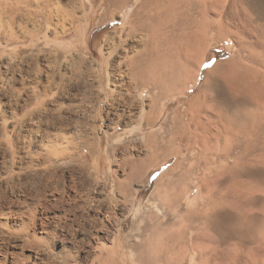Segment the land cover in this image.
Returning <instances> with one entry per match:
<instances>
[{"label": "rangeland", "instance_id": "obj_1", "mask_svg": "<svg viewBox=\"0 0 264 264\" xmlns=\"http://www.w3.org/2000/svg\"><path fill=\"white\" fill-rule=\"evenodd\" d=\"M230 1L223 0L219 14H209L219 24H212L205 36L191 33L161 48L164 56L157 73L172 71L167 59L172 53L190 73L182 84L166 78L157 84L113 82L118 66L127 72L124 64L117 65L126 46L110 53L106 38L114 36L130 6L103 18L104 6L97 0L84 33L75 27L57 38L53 28L46 30L38 17L28 15L32 18L23 19L26 27H13L11 39L0 36V264L199 263L191 251L170 253L173 257L165 260L158 230L167 227L170 238L183 241L180 216L195 207L200 189H206L201 184L211 186L213 176H204L209 179L205 182L203 167L214 168L216 157L185 174L178 206L167 185L176 183L198 146L187 148L186 137L181 153L159 157L150 165L142 166L140 160L146 154V136L159 128L167 134L171 123L162 121L186 111L198 95L209 109L201 119L205 123L199 141L210 145L219 137L221 143L223 110L210 106L216 103V93L224 101L232 99L224 84H213L214 77L234 60L257 66L264 74V0ZM254 2L256 7L259 3L257 9ZM216 64L219 70L212 69ZM161 89L165 93L159 97ZM153 98L151 115L156 119L161 111L163 118L147 126L140 116ZM107 102L114 115L107 113ZM260 141L264 145V128ZM178 160L173 173L158 184ZM133 166H139L138 171L124 184ZM262 167L256 164L253 169ZM253 185L244 195L253 201L245 217L264 236V177H255ZM215 246L219 252L210 264H264V242L262 250L255 244L237 250L238 263L229 259L231 252L221 251L223 245Z\"/></svg>", "mask_w": 264, "mask_h": 264}, {"label": "bare ground", "instance_id": "obj_2", "mask_svg": "<svg viewBox=\"0 0 264 264\" xmlns=\"http://www.w3.org/2000/svg\"><path fill=\"white\" fill-rule=\"evenodd\" d=\"M261 1L260 4L263 5ZM96 2L97 0H0V36L2 35L6 40L11 39L14 36L13 27L17 25L21 29L25 28L23 19L28 15L38 17L40 25L46 30L53 28L54 36L57 38L66 36L68 31L75 27L84 33L85 22L95 13ZM256 2L253 5L257 9L259 3L256 7ZM101 4L104 6L101 16L103 18L111 17L117 12L122 14L123 8L130 6L129 11L124 15L122 25L112 31L115 33L114 36L112 37L111 34L106 38V44L111 49L110 53L115 52L120 46H126L119 56L117 65L124 64L127 72L120 70L118 66L117 77L113 78V82L120 85L127 82L131 85L138 82L157 84L161 78L184 83L190 73L180 61L172 57V53L170 57H167L171 60L172 71L166 74L162 71L157 73L158 68L161 69L160 65L163 61L161 57L164 56L161 48L176 45L186 39L189 34L191 36V33L199 37L205 36L207 29L219 21L217 17L212 18L209 14L216 12L219 14L220 7L223 8V0H102ZM262 8L261 11H263ZM263 13L264 11L261 14ZM182 16L186 19L181 20ZM192 16L197 20L189 21L188 17ZM30 18L32 17L28 16V19ZM136 37L138 38L135 39ZM67 45L65 46L68 47ZM250 56L253 57V55ZM256 67L242 60H234L224 66L223 72L213 79L214 85L224 84L233 102L224 101L216 93L214 95L216 103L210 106L212 109L231 111V115L222 111L224 133L221 143L218 142L219 137L210 145L199 141L198 131L203 129L205 123L201 119L209 115V109L201 99V95L188 103L186 111L174 114L171 121L170 118L162 121L166 125L171 123V126L165 129L168 131L167 134L164 135L162 128H159L146 136V154L140 160L142 166L150 165L159 157L181 153L180 145L186 137L187 148L193 149L198 146V152L188 158L186 172L177 174L174 185L168 182L167 187L173 189L175 194L174 206L180 204V194L184 185L182 179L185 174L193 170L195 166H200L203 161L208 164L214 161L215 157L217 159V165L214 168L210 165L203 167L202 179H205V182L209 179L204 176H213V179H210L211 186L201 184L206 189H200L194 203L195 207L187 209L180 216L179 231L182 230L185 239L183 238L180 243L176 238L172 236L170 238L168 233L171 229L167 227L158 230L159 237L164 238L163 247L166 250L165 260L167 261L173 257L170 253L191 251L192 254H197L198 264H210L219 252L216 244L223 245L221 251L231 252L229 259L234 263H238L240 259L237 250H241L248 244H255L260 250L263 249L262 232L258 231L257 227L249 226L251 223L245 217L253 201L245 200L244 196L248 189L255 187L253 185L255 177H259V180L261 176L264 177V145L260 144L264 128V74L261 75V71ZM220 68V64L212 67L214 70ZM256 79H259L261 83H257ZM164 93L165 90L161 89L159 97ZM155 101L156 98H153L148 105L150 109L140 116V121H144L147 126L163 118L161 111L156 119L151 115ZM107 103L109 104L107 113L110 116L114 115L112 103ZM133 110L134 108H131L129 113L133 114L131 112ZM186 116L189 117L185 119ZM179 163L180 160L169 168L163 174L164 176H161L158 184L165 176L173 173ZM256 164H261L262 170L253 169ZM133 167L124 184L128 185L138 171L139 166ZM258 226L261 229V226Z\"/></svg>", "mask_w": 264, "mask_h": 264}]
</instances>
